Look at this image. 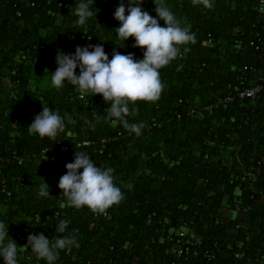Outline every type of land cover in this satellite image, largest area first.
I'll return each mask as SVG.
<instances>
[{
	"label": "trees",
	"instance_id": "trees-1",
	"mask_svg": "<svg viewBox=\"0 0 264 264\" xmlns=\"http://www.w3.org/2000/svg\"><path fill=\"white\" fill-rule=\"evenodd\" d=\"M32 1L0 0V219L23 246L19 264H47L25 238H55L64 218L71 221L64 235L74 234L79 247L60 250L56 264H181L174 240L186 245L184 230L200 239L198 254L184 264H264V91L243 99L236 90L264 78L259 0H210L211 8L203 0H167L195 41L160 69V98L132 105L138 112L129 121L145 123L140 136L105 119L110 105L102 94L51 83L58 50L103 43L109 54L116 48L142 58L134 37L124 43L116 35L119 0H95L84 25L70 9L76 0ZM143 6L156 16L153 0ZM42 104L74 118L55 139L28 131ZM75 151L114 168L124 193L99 216L69 206L58 187ZM44 181L49 196L38 195Z\"/></svg>",
	"mask_w": 264,
	"mask_h": 264
},
{
	"label": "clouds",
	"instance_id": "clouds-1",
	"mask_svg": "<svg viewBox=\"0 0 264 264\" xmlns=\"http://www.w3.org/2000/svg\"><path fill=\"white\" fill-rule=\"evenodd\" d=\"M153 2L156 16L145 9L143 0H119L113 12L114 18L120 22L114 28L116 35L124 43L129 37H134L132 46L143 49L142 58L137 59L131 52L121 53L116 48L109 54L103 43H89L78 45L74 52L58 50L55 57L57 67L50 71L51 83L57 89L70 83L77 92L92 96L102 94L110 105L105 110V119L120 123L136 136L142 134L145 123L129 121L128 117L138 112L132 105L138 100L154 102L160 98L165 87L160 69L190 51L187 45L195 41V34L182 26L167 0ZM203 3L212 7L210 0H203ZM93 6L95 0H76L70 9H74L72 14L78 17L77 22L84 25L94 14ZM71 122H74L71 115L62 116L58 109L43 105L28 125V131L41 138L55 139ZM85 122L92 129L96 127L87 118ZM65 167L67 171L59 178L58 187L63 190L62 195L68 197L69 206L77 209L87 206L99 215L124 198L122 188L115 183L114 168L97 165L87 152L75 151L73 162ZM127 187L131 189L133 185L128 184ZM38 195H50V186L45 181L38 186ZM70 223L67 218L60 219L55 225V238H49L42 232L30 233L26 246L37 259L56 264L60 250L70 251L79 247L74 234L64 235ZM22 247L9 235V225L0 219V258L3 264H19L18 255Z\"/></svg>",
	"mask_w": 264,
	"mask_h": 264
},
{
	"label": "built area",
	"instance_id": "built-area-1",
	"mask_svg": "<svg viewBox=\"0 0 264 264\" xmlns=\"http://www.w3.org/2000/svg\"><path fill=\"white\" fill-rule=\"evenodd\" d=\"M14 1H21L23 3H26L28 5L31 4V6L35 5V1L32 0H14ZM17 5V4H15ZM258 11L264 15V0H259V4H258ZM19 16H21V13H19ZM211 42V41H210ZM246 69H248L246 67ZM238 91V96L243 98V99H256L258 98V96H260V94L264 91V78L261 79L260 81H256L254 83V85H252L251 87H247L244 88L242 91H240V88L236 89ZM234 100V98H228L226 100V102H232ZM91 142L90 141H85L83 143V146H91ZM63 152L67 151V148L65 146H62L61 149ZM44 158H51L52 153L50 150H46L42 153ZM108 213H105L104 216H107ZM96 216H99L98 214H96ZM189 233L184 231L183 233H181V238H188V242L186 243V245H183V241L181 239L179 240H174V242L176 243V245L174 246L175 248V252H178L179 256L183 259L181 261V264H184L185 262H187L192 256L197 255L198 253L196 252V246H198L200 244V239L196 238V237H190L189 238ZM29 236V235H28ZM28 236L25 238L26 240L28 239ZM198 243V244H197ZM241 255V254H240Z\"/></svg>",
	"mask_w": 264,
	"mask_h": 264
},
{
	"label": "rangeland",
	"instance_id": "rangeland-1",
	"mask_svg": "<svg viewBox=\"0 0 264 264\" xmlns=\"http://www.w3.org/2000/svg\"><path fill=\"white\" fill-rule=\"evenodd\" d=\"M237 193L239 194L240 192H239V191H237ZM229 201H230V200H229ZM228 210H229V209H227V210H226V212H230V211H228ZM234 216H235V215H234Z\"/></svg>",
	"mask_w": 264,
	"mask_h": 264
}]
</instances>
